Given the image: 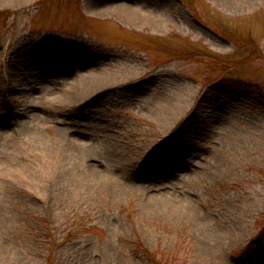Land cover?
Listing matches in <instances>:
<instances>
[{"label":"rangeland","instance_id":"rangeland-1","mask_svg":"<svg viewBox=\"0 0 264 264\" xmlns=\"http://www.w3.org/2000/svg\"><path fill=\"white\" fill-rule=\"evenodd\" d=\"M112 1L0 0V174L21 158L3 139L73 154L0 181V264H264V0H149L160 31L90 11ZM105 67L126 77L109 93L52 101L45 82ZM12 74L33 90L10 97ZM181 94L165 127L140 108ZM75 130L91 143L69 148ZM121 135L153 159H118Z\"/></svg>","mask_w":264,"mask_h":264},{"label":"bare ground","instance_id":"bare-ground-1","mask_svg":"<svg viewBox=\"0 0 264 264\" xmlns=\"http://www.w3.org/2000/svg\"><path fill=\"white\" fill-rule=\"evenodd\" d=\"M5 2H10L12 4H23L27 0H4ZM219 3H222L228 8H236L238 5L237 0H218ZM90 11L98 16H107L112 15L117 17L119 20L133 23V24H142L149 27L152 31H160L163 27L167 26V24L171 21L168 19V9L165 4L161 5H152L149 0H116L106 4H96L94 8H91ZM60 64H63L60 62ZM63 67L65 65L63 64ZM103 67V66H101ZM50 69V68H49ZM101 69V68H100ZM91 71H95L93 68L87 69L85 73L82 74V77H79V82L76 83V86L69 90L68 84L70 80H75L73 75H66L62 80L58 83L51 80L48 85H56L59 88V96L56 98H51L52 101L57 103L60 107H74L77 105H81L86 103L89 100H93L92 98L97 97L101 94L109 93L107 91L108 88L116 87L121 78H126L123 76H118L115 73V69L112 67L102 68V73L96 72L92 73ZM14 74L10 75L8 81V90L9 96L15 94L16 91L24 92L29 90H33L31 83L28 82L18 84L17 79L14 78ZM61 78V76H58ZM40 78V77H39ZM39 82V80H37ZM36 81V82H37ZM32 85V87H31ZM107 91V92H106ZM40 95L43 94L42 91L38 92ZM186 102V98L184 94L179 95L177 98L166 97L165 100L161 102H150L146 106H141L140 108L145 109V112L148 113L153 119L160 124V126L165 127V125H170L173 122V119L177 117L183 109V106ZM66 111V110H65ZM92 136L85 134L81 130H75L71 132L66 137V143L69 148L79 147L80 142L84 140H90ZM27 138V137H26ZM93 139V137H92ZM21 140V141H20ZM19 143L12 139H3L2 145L10 146V150L5 152L6 155H21V158L29 159L27 164L24 162L20 163V159L8 161L6 165L5 172L0 174V181L2 179H8L13 177L22 178H36L38 175H41L45 178L49 176V174L56 169L59 170V164L56 165V169H54L53 159H57L60 155H73L71 150L64 151L62 149H58L54 140H48L41 134H37L35 137L28 139H20ZM118 141L124 143L126 145V149H124L119 155H116L118 159H123L124 163H128L132 161L136 163L138 158H146L153 159L154 155H150L151 152H155V149H147L145 148V154L147 151V155H138L139 150L143 148L144 143L129 140L127 136H120ZM89 143H91L89 141ZM139 148V150H138ZM119 150V149H118ZM143 151V153H144ZM153 154V153H152ZM4 155V153H3ZM111 155V154H110ZM112 155H115L114 153ZM126 155V156H125ZM132 155L134 157L132 158ZM44 156L45 158H42ZM20 157V156H19ZM51 158V160H50ZM49 159V160H48ZM23 160V161H24ZM45 168L44 174H38L40 172L41 166ZM38 172V173H37ZM7 175V176H6ZM40 176L39 181L42 180ZM38 180V177L37 179ZM173 197L163 196L160 198L162 202H169ZM175 201V199H172Z\"/></svg>","mask_w":264,"mask_h":264}]
</instances>
